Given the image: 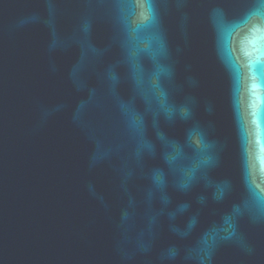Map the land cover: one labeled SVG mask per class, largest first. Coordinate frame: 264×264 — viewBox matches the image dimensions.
Returning a JSON list of instances; mask_svg holds the SVG:
<instances>
[{
	"label": "water",
	"instance_id": "obj_1",
	"mask_svg": "<svg viewBox=\"0 0 264 264\" xmlns=\"http://www.w3.org/2000/svg\"><path fill=\"white\" fill-rule=\"evenodd\" d=\"M0 264H264V3L0 0Z\"/></svg>",
	"mask_w": 264,
	"mask_h": 264
},
{
	"label": "snow or ice",
	"instance_id": "obj_2",
	"mask_svg": "<svg viewBox=\"0 0 264 264\" xmlns=\"http://www.w3.org/2000/svg\"><path fill=\"white\" fill-rule=\"evenodd\" d=\"M142 2H147V0H142ZM261 3H264V0H261ZM250 17H245L240 23H247Z\"/></svg>",
	"mask_w": 264,
	"mask_h": 264
}]
</instances>
